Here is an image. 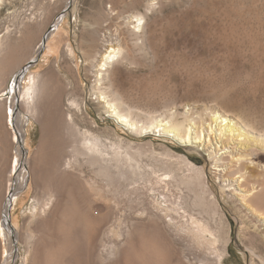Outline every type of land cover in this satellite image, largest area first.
Listing matches in <instances>:
<instances>
[{
    "label": "rangeland",
    "instance_id": "rangeland-1",
    "mask_svg": "<svg viewBox=\"0 0 264 264\" xmlns=\"http://www.w3.org/2000/svg\"><path fill=\"white\" fill-rule=\"evenodd\" d=\"M135 8L145 46L98 81L108 12ZM0 44V264H264L263 228L230 190L264 213V0H0ZM107 103L186 122L200 146L131 131ZM88 138L140 171L93 161Z\"/></svg>",
    "mask_w": 264,
    "mask_h": 264
},
{
    "label": "bare ground",
    "instance_id": "bare-ground-1",
    "mask_svg": "<svg viewBox=\"0 0 264 264\" xmlns=\"http://www.w3.org/2000/svg\"><path fill=\"white\" fill-rule=\"evenodd\" d=\"M153 4L154 3H149V5H148L149 9L151 6L152 7L154 6ZM115 11L116 10L112 9L111 12L110 11L108 12V20H107V23L105 24V26H111L113 28L107 29L105 31V33L101 35V37L99 38V42H97V44L95 46L96 50H94L96 53L95 64L97 63L96 66L99 65V69L97 70V75H96L98 81L102 80L101 76H102L103 71L107 70L113 64V62L120 61L121 59H123L125 57L132 56L135 53L136 49H143V47L145 46V42H144V33H145L144 23H145V19H146L145 15L138 8H135L134 10L127 11V12L118 11V12L114 13ZM0 47H1V44H0ZM24 67L20 70V72H22ZM98 72L100 74H98ZM32 85H34V83ZM36 86H38L37 87V94H36V92L34 93V94H36V100L35 101L33 100L34 101L33 106L34 105L36 106L37 100L39 99L40 90H41L39 88V85H36ZM29 87H31V86H29ZM35 91H36V89H35ZM28 92H30V91L27 88V90L25 92H22L21 99L19 98L18 101L21 102V101L26 100V103L30 108L32 101L30 100V98H28V95L31 94V93L29 94ZM71 99H72L73 114L70 115V118L67 119L66 123H67V127L69 130L79 132V125L76 122L74 115L77 116L80 114V113L78 114V112L80 111V107H79L80 105L74 97ZM101 101L102 100L99 99V103H102ZM107 105H108L107 112L110 114V116L112 118H114L120 125L126 126L131 131H135L137 133L154 132V133H159V134H167L185 146H193V147L200 146L198 144V142H200V141H196V139H199L198 135L196 134V136H194L195 135L194 132L196 130L194 131L192 125H190L186 122L171 123L170 120H169V122L168 121L162 122V120H158V121H151L149 124L140 125L138 123V121H136V119L133 120L130 116L122 113L119 109H117L115 104L110 105V103L109 104L107 103ZM38 106H39V104H38ZM33 114H34V112H33ZM67 115L68 114H66V116ZM43 130H47V129L43 128ZM20 132H21V135L19 137H23V131L21 128H20ZM200 136L202 137V135H200ZM19 137L17 139L15 133H14V136L12 135L14 142H16V140L20 142ZM99 147L100 146L97 144L96 141L90 140L89 138H88V140L86 139L84 142V148L86 149L85 151H86V153L89 154V156L91 157V159L93 161H96V162L105 161L106 162L105 165H106V168H108V170L111 169L116 164L115 167L118 168V170H119L118 174L120 175L121 178L125 179L127 177L128 173H133V174L138 173V170L140 169V165H139V163H136V161L134 162V158H132L129 153H128L129 155L125 154V153L124 154L123 153H121V154L116 153V155H115L116 163L113 165L111 163L112 160L110 161V159L105 158V156L103 155V153L100 149L101 147L100 148ZM202 149L204 151H206L209 156H211V157L214 156L213 155L214 151L208 150V148H206L204 145H203ZM104 151H106V150H104ZM226 153H229L230 155H232L231 158H235V156H237L235 151H231V152L226 151ZM220 156H219V158L216 159L217 160L216 162H218L221 159ZM214 157H216V156H214ZM189 163H192V162L190 161ZM69 165L70 164L67 163V167H69ZM217 165H219V164H217ZM218 170L221 171L224 169L219 168ZM230 190H232V195L237 196L240 199V202L243 203V206H245L249 210L251 216L257 222H260V226H262L263 232H264V213H262V212L259 213V211L255 210V208L250 205L251 203L249 204L251 197H253L252 196L253 192L251 194V192H250L251 190L250 191L244 190V189H241L240 187H232V188H230ZM10 204L8 205V212H9ZM46 206H48V205H46ZM8 212H7V219H8Z\"/></svg>",
    "mask_w": 264,
    "mask_h": 264
},
{
    "label": "water",
    "instance_id": "water-1",
    "mask_svg": "<svg viewBox=\"0 0 264 264\" xmlns=\"http://www.w3.org/2000/svg\"><path fill=\"white\" fill-rule=\"evenodd\" d=\"M53 29H54V27L51 28V29L49 30V32L46 34V36L44 37L42 47L40 48L37 57H36L33 61L29 62V63L24 67V69L22 70V73L26 72V70H27L29 67H31L33 64H35V63L39 60L40 56L42 55V53H43V51H44V47H45V45H46L47 38H48L49 34L51 33V31H52ZM11 209H12V206L10 205V206H9V212H8V222H9V223H10V221H11V217H10V211H11Z\"/></svg>",
    "mask_w": 264,
    "mask_h": 264
},
{
    "label": "snow or ice",
    "instance_id": "snow-or-ice-1",
    "mask_svg": "<svg viewBox=\"0 0 264 264\" xmlns=\"http://www.w3.org/2000/svg\"><path fill=\"white\" fill-rule=\"evenodd\" d=\"M142 22V21H141Z\"/></svg>",
    "mask_w": 264,
    "mask_h": 264
}]
</instances>
